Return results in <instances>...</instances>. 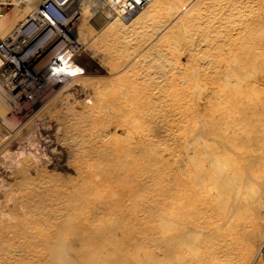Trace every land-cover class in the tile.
I'll use <instances>...</instances> for the list:
<instances>
[{
  "label": "bare ground",
  "instance_id": "obj_1",
  "mask_svg": "<svg viewBox=\"0 0 264 264\" xmlns=\"http://www.w3.org/2000/svg\"><path fill=\"white\" fill-rule=\"evenodd\" d=\"M24 1L0 7V264H262L264 8L73 0L76 46L18 62Z\"/></svg>",
  "mask_w": 264,
  "mask_h": 264
},
{
  "label": "built area",
  "instance_id": "obj_2",
  "mask_svg": "<svg viewBox=\"0 0 264 264\" xmlns=\"http://www.w3.org/2000/svg\"><path fill=\"white\" fill-rule=\"evenodd\" d=\"M147 1L148 0H111L109 9L114 15L127 19L135 15L147 3ZM22 2H24V0H0V7ZM73 4V0H44L39 12L40 15L45 18V21L40 25L34 26L33 21L29 20L28 23L22 27V39L24 43L26 41V46L18 55H12V57L18 62H22L24 58L33 54L37 50L40 40L46 44L52 41V43L55 42V45L63 42L65 44L70 43L73 46H76V32L79 14L77 13V9L71 11ZM71 29L75 32L74 36L71 33ZM40 33H42L41 39L29 46L31 38ZM12 48L13 47L9 45L8 41L1 42L0 54L2 56H10V50ZM68 60L69 57L60 61L59 64L63 65Z\"/></svg>",
  "mask_w": 264,
  "mask_h": 264
},
{
  "label": "rangeland",
  "instance_id": "obj_3",
  "mask_svg": "<svg viewBox=\"0 0 264 264\" xmlns=\"http://www.w3.org/2000/svg\"><path fill=\"white\" fill-rule=\"evenodd\" d=\"M243 4H246V5H250L251 4V6H255L256 8H254L253 7V10L255 11V13H257V10L259 11V8H260V10L262 9V8H264L263 6H264V4L262 5L261 3H260V1L261 2H264L263 0H258L259 2H257L256 0H253V1H255V2H252V0H246L247 2H245L244 0H240ZM250 1V2H249ZM25 2V1H24ZM24 2H22V3H15V4H13V5H9V6H3L1 9H2V13H3V15H4V18L6 19V20H13V21H15L16 23H19L20 22V18L19 17H17L20 13H22L23 12V10H24V8H25V3ZM247 3H249V4H247ZM252 3H254V4H261L260 6L261 7H259V5L258 6H256V5H254V4H252ZM242 4V5H243ZM252 10V9H251ZM250 10V11H251ZM251 11V12H249L248 10H245V12L247 11V14H249V13H251V15L249 14V17L250 18H254L255 16H256V14H254V11ZM263 10V12H264V9H262ZM249 12V13H248ZM252 14H254V15H252ZM254 16V17H253ZM18 18V19H17ZM91 22H92V24H91ZM91 22H90V20H89V22L88 23H86L85 25H83V30L82 31H84L85 33L83 34V36H79V39L81 40V42L83 43V44H85L86 46H88L89 45V43H91V40H89V43H88V38H86V37H90L91 35H88L89 34V30L88 29H90V31H92L93 32V30L95 29V27H96V24L91 20ZM28 23V22H27ZM27 23H25V25L27 24ZM90 23V24H89ZM81 23H80V21L78 20V22H77V29H81L80 27H82V25H80ZM89 24V25H88ZM24 25V26H25ZM34 25V24H33ZM86 25H88V26H90V25H92V28H91V26H90V28L88 27V26H86ZM231 25V24H230ZM23 26V27H24ZM35 26V25H34ZM229 26V25H228ZM86 28H88V29H86ZM86 31H85V30ZM93 29V30H92ZM22 30V29H21ZM88 30V31H87ZM263 30H264V28H263ZM95 31V30H94ZM91 32V33H92ZM90 33V34H91ZM76 35H77V32H76ZM84 35H85V37H84ZM41 36H42V33H40V34H38L37 36H35V37H33V38H31V40L29 41V46L30 45H32V44H34L36 41H39L40 39H41ZM84 39V40H83ZM85 39H87L86 41H85ZM2 42H4V40L2 41ZM86 42V43H85ZM61 43V42H60ZM60 43L59 44H57V45H60ZM57 45H55V42H53L52 43V41L51 42H49V43H45V46H47L48 47V52H50V51H52V49L55 47V46H57ZM92 48V47H91ZM54 55V54H53ZM51 56V55H50ZM184 59H185V57H183V61H184ZM184 62H186V59H185V61ZM4 78H8V74H5V76H4ZM201 84L203 85V83L201 82ZM28 108V110H29V108L30 107H27ZM47 114V112H46V110H43V111H38V112H36L35 111V114L33 115V117H31V120L29 121V124H30V126L32 125V129H33V132L32 133H29V134H26L25 135V137H27L28 135L29 136H31L32 134H34V132L36 131V129H40V125L42 126V123H45L46 121H44V120H47V119H45V117H44V115H46ZM38 118H40V119H38ZM43 118H44V120H43ZM18 117L17 118H15L13 121L14 122H16V121H18ZM201 119H202V114H200V115H198L197 116V120L196 121H201ZM28 124V125H29ZM46 124V123H45ZM44 124V125H45ZM34 125V126H33ZM38 126V127H37ZM31 134V135H30ZM26 138H24V140H25ZM4 165V163H3V161H1L0 160V166H3ZM1 181V180H0ZM261 259H262V254H261ZM259 261V258H258V260L256 261V262H258Z\"/></svg>",
  "mask_w": 264,
  "mask_h": 264
},
{
  "label": "crops",
  "instance_id": "obj_4",
  "mask_svg": "<svg viewBox=\"0 0 264 264\" xmlns=\"http://www.w3.org/2000/svg\"><path fill=\"white\" fill-rule=\"evenodd\" d=\"M261 254H262V264H264V243H263V246L261 248Z\"/></svg>",
  "mask_w": 264,
  "mask_h": 264
}]
</instances>
